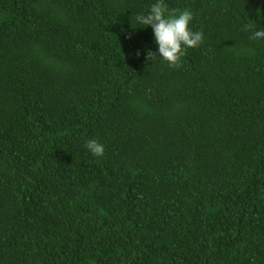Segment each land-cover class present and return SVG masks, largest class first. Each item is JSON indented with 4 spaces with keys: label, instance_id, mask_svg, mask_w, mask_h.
I'll use <instances>...</instances> for the list:
<instances>
[{
    "label": "trees",
    "instance_id": "trees-1",
    "mask_svg": "<svg viewBox=\"0 0 264 264\" xmlns=\"http://www.w3.org/2000/svg\"><path fill=\"white\" fill-rule=\"evenodd\" d=\"M153 2L0 0V264H264V0Z\"/></svg>",
    "mask_w": 264,
    "mask_h": 264
},
{
    "label": "clouds",
    "instance_id": "clouds-1",
    "mask_svg": "<svg viewBox=\"0 0 264 264\" xmlns=\"http://www.w3.org/2000/svg\"><path fill=\"white\" fill-rule=\"evenodd\" d=\"M192 18L189 10L166 15L163 0H154L146 13H133L132 24L135 22L139 25L137 28L152 29L158 55L149 50L148 57L151 54L175 65L188 48L197 47L202 41V33L194 31L190 26ZM249 39H264V28L254 30ZM85 147L96 157L104 155L105 147L96 139H87Z\"/></svg>",
    "mask_w": 264,
    "mask_h": 264
}]
</instances>
